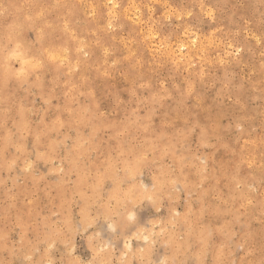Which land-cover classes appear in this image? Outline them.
<instances>
[{
    "label": "rangeland",
    "instance_id": "rangeland-1",
    "mask_svg": "<svg viewBox=\"0 0 264 264\" xmlns=\"http://www.w3.org/2000/svg\"><path fill=\"white\" fill-rule=\"evenodd\" d=\"M0 264H264V0H0Z\"/></svg>",
    "mask_w": 264,
    "mask_h": 264
},
{
    "label": "bare ground",
    "instance_id": "bare-ground-1",
    "mask_svg": "<svg viewBox=\"0 0 264 264\" xmlns=\"http://www.w3.org/2000/svg\"><path fill=\"white\" fill-rule=\"evenodd\" d=\"M86 5V4H85ZM42 52V51H41ZM59 55V54H58ZM41 64V63H40ZM72 74V73H71Z\"/></svg>",
    "mask_w": 264,
    "mask_h": 264
}]
</instances>
